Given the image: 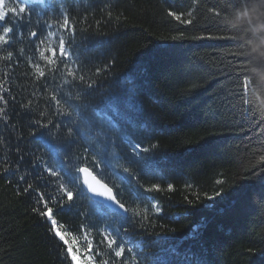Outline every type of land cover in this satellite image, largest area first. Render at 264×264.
Masks as SVG:
<instances>
[{"label": "trees", "instance_id": "trees-1", "mask_svg": "<svg viewBox=\"0 0 264 264\" xmlns=\"http://www.w3.org/2000/svg\"><path fill=\"white\" fill-rule=\"evenodd\" d=\"M217 2L89 0L73 4L70 0L63 11L69 17V28L75 30L83 59V70L74 75L99 84V93L88 100L77 98L80 89L73 87L68 92L67 71L80 69L81 64L62 65L52 55L53 49L59 55L58 35L71 34L61 31L63 16L51 11L39 21L33 16L30 30L38 34L35 44L29 45L31 37L26 35L17 44L12 62L0 60V82L15 97L17 110L11 111L13 101L5 93L9 119L7 127L0 121V264H65V249L57 247L49 223L39 214L48 195L57 227L69 241L75 238L76 250L88 256L86 241L93 244V264H152L155 255H162L169 246L180 253L191 249L199 264H264V193L256 178L257 170H264V120H244L239 111L244 76L253 81L248 102L255 109L264 95V57L249 51L254 41L264 39V3L252 0L246 10L238 8L234 13L238 23L217 18L219 27H206L214 15L209 8ZM168 11L183 15L176 20ZM187 19H193V24L182 23ZM40 21L52 27L41 32ZM227 34L234 35L240 47L229 39L207 38ZM37 47L46 59L40 58ZM21 48L25 49L23 57ZM233 52L248 57L246 72H237L234 65L240 58L234 59ZM37 63L45 77L35 73ZM128 77L137 85L136 94L130 97L139 105L134 114L150 130L132 133L131 138L143 147L157 146L150 153L155 171L143 175L140 166L129 165L131 149L116 133L115 151L121 159L108 157V168L92 169L86 162L92 158L89 147L95 145L89 136L78 137L73 144L62 141L54 128L53 143H28L29 119L46 124L57 119V112L68 115L74 111L72 99L103 108L104 101L119 92L122 78ZM61 90L69 102L60 99ZM85 115H91L90 110ZM98 157L103 161L101 154ZM77 158L85 161L80 167L88 166L128 208L133 220L124 230L143 246L130 253L125 242L122 257H115L106 228L108 224L119 226L120 217L101 216V203L90 197L81 179L71 185L59 171L55 177L46 171L51 165L74 176ZM35 164L41 165L39 171L33 170ZM126 167L140 185L160 184L162 191L152 193L160 213L130 195L123 174ZM22 175L26 183L19 180ZM62 183L74 193L73 201L63 196ZM168 183L173 184L172 191ZM28 184L37 195L24 191ZM217 191L221 197H215ZM40 193L45 194L44 200L38 202ZM208 196L215 199L208 200ZM59 205L65 210L56 214ZM112 249L118 250L115 245ZM138 251L142 253L139 257Z\"/></svg>", "mask_w": 264, "mask_h": 264}, {"label": "snow or ice", "instance_id": "snow-or-ice-1", "mask_svg": "<svg viewBox=\"0 0 264 264\" xmlns=\"http://www.w3.org/2000/svg\"><path fill=\"white\" fill-rule=\"evenodd\" d=\"M69 2L70 0H0V52L4 53V55H0V60L12 62L17 44L21 42L26 35H30L31 37L28 41L29 45L35 44L38 39V34L36 31L30 30L33 26V16L39 21L42 14L46 15L49 11L59 12L63 16V23L60 25L61 31L70 32L71 34L67 37L64 35H58L59 55L57 56L56 50L53 49V58L58 59L62 65L72 64L74 62L80 63V69L67 71V75L70 79L68 92L71 93V89L75 87L80 89V95L77 98H82L84 100H88L89 98L94 99L95 95L99 93V84L86 81L84 75H80L78 78L74 75L75 71L83 70V59L82 47L76 43V37L74 34L75 30L69 28V17L67 13L63 11V6ZM88 2L89 0H71V3L73 4ZM92 2L94 3V0H92ZM251 2L252 0H218L214 7L209 8V12L214 13V15L205 26L219 27L220 25L216 22L217 18L225 22L232 20L233 22L238 23L239 18L234 15L235 11L241 7L246 10ZM167 15L174 17L176 20H180L183 13L177 15L174 11H168ZM188 15L191 17L193 13L189 11ZM109 16H111V13H109ZM182 23L191 25L193 24V19L183 20ZM97 24L99 25V21H97ZM51 27L52 25L44 24L40 21L41 32ZM181 35H183V33ZM207 38L229 39L232 40L237 47H240V41H238L232 34L219 37L209 36ZM32 50L33 49L29 48V51ZM35 50L39 51V48L37 47ZM19 55L23 57L25 55V49L21 48L19 50ZM231 55L234 59L236 57L240 58L234 65L237 72L241 70L246 72L245 65L248 62V57L241 56L239 52H233ZM39 56L42 59H46L43 51H39ZM49 63H51V61H49ZM33 67H35V73L38 77H45V71L38 63L34 64ZM56 71L59 72V69ZM100 71L101 69H96L97 75H99ZM7 75L8 74L6 73V78ZM122 79L123 83L119 87V92L115 96H109L104 101L103 108L94 106L90 102L87 104L76 103V99H72L71 104L74 106V111L68 115H61L57 112V119L46 124H42L39 119H36L35 121L29 119L27 125L32 131L28 143H32L33 141L36 142L38 140L45 144L53 143L52 130L54 128L57 129V135L61 137L62 141H68L73 144L78 142V137L89 136L95 141V145L89 147V152L91 153L92 158L86 162L92 169H99L101 167L108 168L111 167L108 157L115 160L121 159L115 151L118 144L117 137L114 136L113 133H116L118 134L121 143L128 145L131 149V159L128 160L129 165L140 166V172L143 175H148L150 172L155 171L150 153L152 149H155L157 146L152 145L151 149L143 147L141 143L134 142L131 138L132 133L141 131L150 132L146 125H142L138 122V117L134 114L135 111L139 110V105H134L131 102L130 97L136 94L137 85L135 80L130 77ZM54 80L55 77H53V81ZM252 83L253 81H251L248 76L243 77V104L242 107L239 108L241 118L248 121L264 120L257 117L255 107L248 102V94ZM5 93H7L13 101L11 111L17 113L15 97L12 96L10 89L4 87L3 83L0 82V103L4 105V107H0V121H3L5 127H7L9 116L6 109L9 106V99L5 98ZM53 99L56 98L54 97ZM60 99L67 103L69 102L70 97L61 90ZM23 107L25 106L21 105V108ZM89 110L91 115H85ZM61 129L64 130L63 133L60 131ZM45 133H48L47 137L45 136ZM55 143L59 144V142ZM97 146L100 149L99 151L97 150ZM98 153L103 156V161L98 157ZM21 159H23V156H21ZM261 160L264 161V156H261ZM81 163H85V161L78 159V167L76 168V174L74 176L64 172L62 168L54 169L51 165L46 168V171L53 177L57 176L59 171L66 177V183L71 185H75L77 180L81 179V174H83L84 178L81 186L83 187L86 185L87 189L92 193L107 198L104 203L100 204L101 209H103L102 211L98 209L100 215L105 216L109 213L116 214L120 217L121 221L120 225L117 227L108 224L106 228V231L111 234V238L107 240V243L110 250L114 251L115 257H122V254L125 252V242L129 245L128 251L130 253L133 251L134 247L139 248L143 246V242H141V245H137V242L131 239L124 230L125 225L133 220V217L129 215L128 208L113 195L112 188L105 184H100L98 180L96 181V185L90 183L87 177L91 176L92 172L88 166L80 167L79 165ZM40 167V164H35L33 170L39 171ZM123 174L125 175L126 183L129 186L130 195L134 196L135 199L142 204H151L155 213H160L161 207L156 203H153V201L156 200V197L152 195L154 191H162L160 184L154 183L150 187L140 185L137 181L132 179L135 174L129 173L127 167L123 169ZM256 178L261 182V193H264V170H257ZM93 179H95V177H93ZM19 180L26 183L23 175L19 177ZM45 186L47 187V185ZM59 189L63 192V196H66L69 202L73 201L74 193L67 190L63 183L59 185ZM167 189L172 191L173 184L168 183ZM24 191L30 195H37L31 184H28ZM44 195V193L38 195V202L44 200ZM221 196V192L217 191L215 193V197ZM215 197L208 196L207 199L214 200ZM61 199H63V197H61ZM51 200L52 196L48 195L47 201H44V208L40 209L39 214L45 218V222L49 223L53 236L57 240V247L65 249V264H93V244L90 241H86L89 254L86 260L81 259L80 255H78V250H73L72 245L76 243L75 238L70 243L66 238V235L59 227H57V220L53 218V208L48 207V202ZM64 210L65 208L62 205H59L56 214H59ZM91 227L95 226L92 225ZM113 245H115L118 250L112 249ZM137 255L139 257L142 253L138 251ZM196 255L197 254L192 252L191 249H186L183 253H180L176 247L169 246L163 248L162 255H155L152 264H199L195 259ZM143 259L147 260V256H143Z\"/></svg>", "mask_w": 264, "mask_h": 264}, {"label": "clouds", "instance_id": "clouds-1", "mask_svg": "<svg viewBox=\"0 0 264 264\" xmlns=\"http://www.w3.org/2000/svg\"><path fill=\"white\" fill-rule=\"evenodd\" d=\"M264 3V0H261ZM262 14H264V9H261ZM250 52H255L259 54L261 57H264V39L254 41L250 45ZM261 86L264 87V81L261 82ZM256 113L260 119H264V95L260 97L257 101Z\"/></svg>", "mask_w": 264, "mask_h": 264}, {"label": "water", "instance_id": "water-1", "mask_svg": "<svg viewBox=\"0 0 264 264\" xmlns=\"http://www.w3.org/2000/svg\"><path fill=\"white\" fill-rule=\"evenodd\" d=\"M92 172V175L91 176H88L87 179L89 180L90 183H92L93 185H96V181L98 180L100 182V184H105L107 185L108 187H110L108 184H106L104 181H102L92 170H90ZM93 177H95V179H93ZM83 174H81V180H82V183H83ZM98 186V185H97ZM84 189L87 191V193L90 195V197L95 200L96 202H99V203H104L107 198L105 197H102L100 196L99 194H96V193H92L90 190L87 189V186L84 185L83 186ZM111 188V187H110ZM113 191V195L116 196L114 190L112 189ZM117 198V197H116Z\"/></svg>", "mask_w": 264, "mask_h": 264}, {"label": "rangeland", "instance_id": "rangeland-1", "mask_svg": "<svg viewBox=\"0 0 264 264\" xmlns=\"http://www.w3.org/2000/svg\"><path fill=\"white\" fill-rule=\"evenodd\" d=\"M69 242L71 243L72 241H69ZM72 246H73V250H74V251H77V250H76V247H77L76 243H75V244H73ZM78 250H79V249H78ZM78 255H80L81 259H84V260H86V258H87V256H86V255H84V254H83V252H82V251H80V250L78 251Z\"/></svg>", "mask_w": 264, "mask_h": 264}]
</instances>
